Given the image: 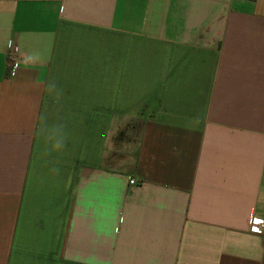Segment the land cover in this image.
Segmentation results:
<instances>
[{
  "label": "crops",
  "instance_id": "crops-1",
  "mask_svg": "<svg viewBox=\"0 0 264 264\" xmlns=\"http://www.w3.org/2000/svg\"><path fill=\"white\" fill-rule=\"evenodd\" d=\"M254 220L264 0H0V264H264Z\"/></svg>",
  "mask_w": 264,
  "mask_h": 264
},
{
  "label": "built area",
  "instance_id": "built-area-1",
  "mask_svg": "<svg viewBox=\"0 0 264 264\" xmlns=\"http://www.w3.org/2000/svg\"><path fill=\"white\" fill-rule=\"evenodd\" d=\"M16 59H17V55L13 50H10L8 52V61L12 66V72L14 73L16 70ZM132 184L135 183V181H131ZM263 228H264V223L254 220L252 223V227H251V231L253 233H257V234H262L263 233Z\"/></svg>",
  "mask_w": 264,
  "mask_h": 264
},
{
  "label": "clouds",
  "instance_id": "clouds-1",
  "mask_svg": "<svg viewBox=\"0 0 264 264\" xmlns=\"http://www.w3.org/2000/svg\"><path fill=\"white\" fill-rule=\"evenodd\" d=\"M48 139L51 140L52 137L49 136ZM61 146H62V139H57L56 142H55L54 147H55V148H60Z\"/></svg>",
  "mask_w": 264,
  "mask_h": 264
},
{
  "label": "rangeland",
  "instance_id": "rangeland-1",
  "mask_svg": "<svg viewBox=\"0 0 264 264\" xmlns=\"http://www.w3.org/2000/svg\"><path fill=\"white\" fill-rule=\"evenodd\" d=\"M121 139H122L121 136H117V137L114 139L113 144L117 145Z\"/></svg>",
  "mask_w": 264,
  "mask_h": 264
}]
</instances>
